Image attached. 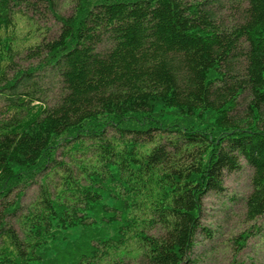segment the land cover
<instances>
[{
    "label": "trees",
    "instance_id": "16d2710c",
    "mask_svg": "<svg viewBox=\"0 0 264 264\" xmlns=\"http://www.w3.org/2000/svg\"><path fill=\"white\" fill-rule=\"evenodd\" d=\"M240 1L226 24L213 0H0V264H188L242 162L264 215V0Z\"/></svg>",
    "mask_w": 264,
    "mask_h": 264
},
{
    "label": "rangeland",
    "instance_id": "374dc122",
    "mask_svg": "<svg viewBox=\"0 0 264 264\" xmlns=\"http://www.w3.org/2000/svg\"><path fill=\"white\" fill-rule=\"evenodd\" d=\"M213 7L221 22L232 24L236 22L244 6L240 0H213ZM55 10L62 15L72 11V0H53ZM38 13L34 16L39 25L45 29L47 36L58 32V23L50 11L38 5ZM19 24V30L22 28ZM33 58L25 56L18 59V64L28 65ZM44 89L47 90L49 102L57 92V80L51 72H46ZM3 100L0 98V108ZM56 159L68 162V157L58 150ZM252 168L242 162L241 168L226 172L223 178L224 190L220 193H208L202 199L200 220L210 234L197 236V241L190 255L188 264H264V215L255 219L246 217L245 198L251 191ZM38 192V183L24 187L20 198L21 205L29 203ZM79 230L74 228L69 233V239L78 236ZM240 234L244 236V245Z\"/></svg>",
    "mask_w": 264,
    "mask_h": 264
}]
</instances>
